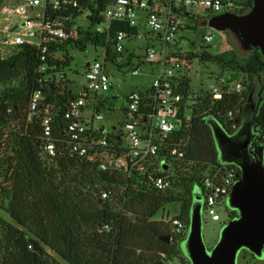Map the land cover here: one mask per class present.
<instances>
[{"label":"trees","instance_id":"16d2710c","mask_svg":"<svg viewBox=\"0 0 264 264\" xmlns=\"http://www.w3.org/2000/svg\"><path fill=\"white\" fill-rule=\"evenodd\" d=\"M77 1V7L69 6L57 16L75 20L89 10L92 26L104 23L102 13L107 1ZM244 1V12L248 13L253 0ZM186 29L194 30V26ZM118 32L136 35L138 29L127 22H113L110 33L114 37ZM74 34L64 43L50 46L51 66L62 71L70 65L71 57H57L67 46L83 50L87 42L98 46L105 37L90 29H78L79 39ZM174 47L171 59L186 68L177 88L184 101L192 95L188 71L196 60L239 70L244 83L240 94L225 95L221 101H213L207 92L192 99L191 121L172 138L176 143L184 139L187 145L183 148L184 157L168 162L174 172L172 175L170 169L164 173L173 182L167 191L154 188L148 176L139 172L101 173L93 163L71 153L65 119L74 97L70 88L54 79L40 82L41 51L37 47L17 46L7 58L0 47V209L13 221L7 223L0 218V264H173L175 257L180 264H191L188 257H181V245L189 232L197 187L202 190L203 176L223 166L211 123L217 121L227 133L239 127L255 86L253 79L264 76V57L253 51L240 63L228 54L213 57L190 50L181 41ZM108 52L111 56L110 49ZM36 92H41L43 101L36 112L30 113V99ZM232 110L237 114L230 121L228 113ZM183 116L182 110L179 117ZM46 118L52 127L49 137L43 127ZM47 142L55 143L58 151L53 161L43 159ZM184 164L191 165L186 166L190 172L182 171ZM99 186L109 190V200L100 199ZM177 204L180 214L168 225L154 220L165 207ZM226 207L227 213L236 217L237 212ZM175 219L184 224L182 235L171 233ZM106 225L110 231L102 230ZM29 238L41 243L40 251H33ZM243 251L256 258L245 249L240 256Z\"/></svg>","mask_w":264,"mask_h":264},{"label":"built area","instance_id":"2783aa9c","mask_svg":"<svg viewBox=\"0 0 264 264\" xmlns=\"http://www.w3.org/2000/svg\"><path fill=\"white\" fill-rule=\"evenodd\" d=\"M105 1L107 4L102 13L104 23L97 25L93 31L99 36L105 34L98 44L103 49L104 62L96 60L86 65V86L76 95L73 93L74 97L67 106L65 119L71 139L69 147L71 153L93 163L101 173L130 175L134 171L139 172L148 176L154 188L167 191L171 189L173 182L164 173L170 169L171 174L174 172L173 165H168V162L184 157L183 148L187 145L184 139L176 143L172 138L182 125L191 121L186 111L191 110L192 105L189 103L190 97L184 101V96L177 91L186 68L182 62L171 59L170 51L179 44L180 33L191 25L189 21L202 24L227 14L245 15V1ZM69 6L77 7L78 1L18 0L16 5L6 6L0 11L4 17L0 21L1 49H14L25 44L37 47L41 51L38 73L43 78L40 82L53 79L56 83L59 81L57 74L61 70L49 64L50 46L64 43L73 36L71 23L75 20L57 16ZM198 10L204 11V14L197 13ZM113 22H127L130 27L137 28L138 32L136 35L118 32L113 37L110 33ZM137 41H142L144 45L138 46ZM212 41V35L204 37L205 43ZM109 49L111 56L108 55ZM138 50H143L144 54L138 55ZM135 59L140 65H149L153 69L152 82L144 91L134 90L126 95L127 106L123 110L120 128H109L104 124L103 114L106 103L111 100L107 99V93L112 88L110 78L105 73L106 63L129 66L131 73L137 76L141 69L133 64ZM226 84L221 80L220 84L213 85L207 92L213 101H221L225 95L240 94L243 91L241 82L229 88ZM42 101L41 92L34 93L30 99V113L36 112ZM182 110L184 116L180 118ZM88 112H91L90 116H86ZM236 114V110H232L228 113V119L233 121ZM43 127L45 135L51 136L49 118L43 121ZM42 155L47 157L46 160H55L58 156L55 143L47 142ZM239 177L240 170L237 167L226 165L203 176V213L212 221H221L218 209L227 211V200ZM99 188L100 199L109 200V190L101 186ZM102 230L110 231V227L106 225ZM183 232V222L173 220L171 233L179 236Z\"/></svg>","mask_w":264,"mask_h":264},{"label":"water","instance_id":"95a60500","mask_svg":"<svg viewBox=\"0 0 264 264\" xmlns=\"http://www.w3.org/2000/svg\"><path fill=\"white\" fill-rule=\"evenodd\" d=\"M203 25L232 33L242 51H260L264 57V0H253L250 12L245 15L227 14ZM253 94L254 90L235 134L227 133L217 121L211 123L222 164L234 165L240 170L227 200L228 208L236 211L237 216L223 226L217 243L208 250L203 238L202 190L197 187L184 243L191 264H238V256L244 249L257 259L264 258V138L253 131ZM43 159L47 157L43 155ZM29 243L33 251H40L38 240L29 238Z\"/></svg>","mask_w":264,"mask_h":264},{"label":"rangeland","instance_id":"374dc122","mask_svg":"<svg viewBox=\"0 0 264 264\" xmlns=\"http://www.w3.org/2000/svg\"><path fill=\"white\" fill-rule=\"evenodd\" d=\"M17 2L18 0H0V11L6 6L16 5ZM197 13L204 14V11L198 10ZM89 16L90 11L86 10L82 15H79L74 22L71 23L76 39H79L80 37V34H78V29L85 32L89 29L92 31L96 30L97 26H92ZM1 20H4V17L0 13V21ZM189 24L194 26V30L184 29L180 33V41L184 47L194 51L205 52L208 56L213 57L217 55L228 54L231 56V58H235V60L239 61L240 63H243V61L250 55V52H244L240 49L238 42L230 32L218 31L212 27L204 26L201 23H195L194 21H189ZM207 34L213 36V41L211 43L204 42V37ZM136 44L140 47L144 45L142 41H137ZM2 52L3 57L7 58L14 51L10 48H2ZM137 54L142 56L144 51L138 50ZM64 56L71 57L72 61L68 67L64 68L57 74V79L59 80L58 83L64 82L63 84L69 87L74 94H77L86 86V65L88 63H93L96 60L102 63L104 62L103 49L100 46L95 48L91 42H87L83 50H80L76 46H67V50L57 54V57L62 59ZM133 64L140 67V75H133L129 66H117L111 62L106 63L105 73L109 76L112 84V88L109 93H107V96H117L116 100H109L107 103L108 105L103 110V114L105 116L104 124L109 128H112L113 126L120 128L123 110L127 106L126 95L134 90L144 91L152 82L154 71L149 65H140L137 59L133 61ZM188 74L191 79L192 90V95L190 96L191 100L189 101L190 104L192 103V99H195V96L198 98L205 95V92H209L213 85H216L217 83L220 84L221 80H224L227 83L230 82L229 87L238 82H241L242 85L244 83L243 75L239 70L236 71L230 67H225L212 61L201 62L200 60H196L190 67ZM261 78L264 79V76ZM258 80L259 78L253 79L255 84L253 89L254 102L260 97L264 99V93L262 94L258 91ZM90 115L91 112L86 114V116ZM186 115L191 117V110H187ZM186 166L191 167L190 164H184L182 171L190 172ZM218 210L221 215V221L219 222L212 221L210 217L206 216L202 212L203 238L208 250L212 249L217 243L220 232L223 226L227 223L225 221L229 216L225 209ZM180 211V204L168 205L164 208V210L158 213L154 220L161 222L166 226L168 225L167 223L171 221V219L180 214ZM0 218H2L7 223H13L10 216L2 209H0ZM181 251L184 255H181V257L186 258L187 256L184 249V244L181 245ZM179 261V258H177L173 260V263H180ZM185 264H188L187 261ZM238 264H264V259L253 258L250 254L243 251L242 256H240V262L238 260Z\"/></svg>","mask_w":264,"mask_h":264},{"label":"flooded vegetation","instance_id":"af4514ba","mask_svg":"<svg viewBox=\"0 0 264 264\" xmlns=\"http://www.w3.org/2000/svg\"><path fill=\"white\" fill-rule=\"evenodd\" d=\"M251 52H253V51H251ZM256 52H260V51H256ZM258 85H259L258 91L263 94L264 93V79L263 78H259ZM244 114H245V112H244ZM244 114H243V116H242V118L240 120L239 127L234 132H232L230 134L233 135V134H235L239 130V128L241 126V123L243 121V118H244ZM252 120L254 122V124H253V131L255 132V134L257 136L263 135V138H264V99L261 98V97L259 99L257 98L255 100V109H252ZM202 212H203V208H202ZM234 216L235 215H229L228 218H227V220L225 222H228L232 218H235ZM240 255H241V253L239 254L238 259H237V261L239 260V262H240Z\"/></svg>","mask_w":264,"mask_h":264},{"label":"crops","instance_id":"0c3cea01","mask_svg":"<svg viewBox=\"0 0 264 264\" xmlns=\"http://www.w3.org/2000/svg\"><path fill=\"white\" fill-rule=\"evenodd\" d=\"M76 95V94H75ZM107 99H111V100H116L117 96L116 95H112V96H108Z\"/></svg>","mask_w":264,"mask_h":264},{"label":"bare ground","instance_id":"6f19581e","mask_svg":"<svg viewBox=\"0 0 264 264\" xmlns=\"http://www.w3.org/2000/svg\"><path fill=\"white\" fill-rule=\"evenodd\" d=\"M170 240H171V238H170Z\"/></svg>","mask_w":264,"mask_h":264}]
</instances>
